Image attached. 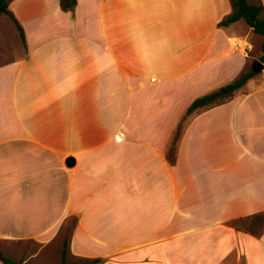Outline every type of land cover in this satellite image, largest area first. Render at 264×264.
<instances>
[{
	"label": "crops",
	"instance_id": "obj_1",
	"mask_svg": "<svg viewBox=\"0 0 264 264\" xmlns=\"http://www.w3.org/2000/svg\"><path fill=\"white\" fill-rule=\"evenodd\" d=\"M75 1L0 16V252L264 264V230L236 225L264 215V87L188 112L254 62L255 34L224 23L230 0Z\"/></svg>",
	"mask_w": 264,
	"mask_h": 264
},
{
	"label": "trees",
	"instance_id": "obj_2",
	"mask_svg": "<svg viewBox=\"0 0 264 264\" xmlns=\"http://www.w3.org/2000/svg\"><path fill=\"white\" fill-rule=\"evenodd\" d=\"M231 1V14L225 19L224 23L230 24L243 20L245 24L252 30L255 35L263 38L261 43V54L259 56V62L264 64V17H262L263 6L250 2V0H230ZM76 4L75 0H60L62 9L71 8ZM8 0H0V16L7 12ZM12 17V15H10ZM13 18V17H12ZM14 20V19H13ZM15 21V20H14ZM16 22V21H15ZM20 35L23 38L22 30L18 26ZM254 76L252 71L242 72L236 79L224 85L217 91L196 99L188 107V112H192L198 108L210 105L216 100L225 99L233 95L234 92L240 90L244 86H252V77ZM260 87H264V74ZM66 254V243L63 244L62 250V264H64V257ZM101 260H81L77 264H97ZM0 262L3 264H16L11 259L5 257L0 252Z\"/></svg>",
	"mask_w": 264,
	"mask_h": 264
},
{
	"label": "rangeland",
	"instance_id": "obj_3",
	"mask_svg": "<svg viewBox=\"0 0 264 264\" xmlns=\"http://www.w3.org/2000/svg\"><path fill=\"white\" fill-rule=\"evenodd\" d=\"M250 2L256 3V4H260L261 5V0H250ZM262 3L264 4V0H262ZM262 17H264V7H263V12H262ZM2 23H4V19H2ZM7 34V32H6ZM8 36V34H7ZM9 37V36H8ZM263 38L261 36L258 35H253V38L251 40V48H250V52L249 56L252 57V59L259 61V56L261 54L260 48H261V43H262ZM233 43V42H232ZM241 44H243L241 42ZM245 45V44H243ZM252 61V60H251ZM262 64V63H261ZM251 63L248 64V66L246 67L245 71H251ZM264 66V64H262ZM254 76L252 77V82L254 86H259L261 85V82L263 80V74H264V67L260 72L257 73H253ZM248 88L243 87V90H247ZM233 96V95H232ZM232 96L225 98V99H219L216 100L214 103H212V105H218L220 103H226L229 102L232 98ZM183 129V125H180V127L178 128V132L176 133V136H178V134L181 133ZM171 150V149H170ZM234 223H232V225H234ZM236 225L240 228L243 229L244 231L253 233L254 235H259L263 230H264V215H261L258 218H244V219H240L238 221H236ZM73 226V222H69L67 224V229L63 230V232L61 233V238L64 239L66 237V234L68 235V231L69 229ZM30 245V244H28ZM9 257V256H7ZM13 260V259H12ZM15 261V260H13ZM240 264H244L242 262H240Z\"/></svg>",
	"mask_w": 264,
	"mask_h": 264
},
{
	"label": "water",
	"instance_id": "obj_4",
	"mask_svg": "<svg viewBox=\"0 0 264 264\" xmlns=\"http://www.w3.org/2000/svg\"><path fill=\"white\" fill-rule=\"evenodd\" d=\"M263 65L255 60L252 65H251V71L253 73H257V72H260L262 69H263ZM74 164V160L72 158H68L67 161H66V165L69 167V166H72Z\"/></svg>",
	"mask_w": 264,
	"mask_h": 264
},
{
	"label": "built area",
	"instance_id": "obj_5",
	"mask_svg": "<svg viewBox=\"0 0 264 264\" xmlns=\"http://www.w3.org/2000/svg\"><path fill=\"white\" fill-rule=\"evenodd\" d=\"M233 47L235 48V49H240V50H242V51H245L246 50V45H241V42L240 41H236V42H234L233 43Z\"/></svg>",
	"mask_w": 264,
	"mask_h": 264
},
{
	"label": "bare ground",
	"instance_id": "obj_6",
	"mask_svg": "<svg viewBox=\"0 0 264 264\" xmlns=\"http://www.w3.org/2000/svg\"><path fill=\"white\" fill-rule=\"evenodd\" d=\"M236 42V41H235ZM234 43V42H233ZM242 45V44H241ZM243 46V45H242Z\"/></svg>",
	"mask_w": 264,
	"mask_h": 264
}]
</instances>
